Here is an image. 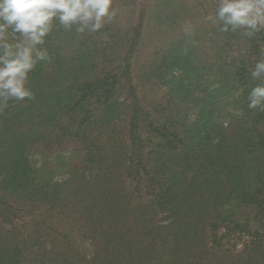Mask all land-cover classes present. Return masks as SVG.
<instances>
[{
	"label": "trees",
	"instance_id": "16d2710c",
	"mask_svg": "<svg viewBox=\"0 0 264 264\" xmlns=\"http://www.w3.org/2000/svg\"><path fill=\"white\" fill-rule=\"evenodd\" d=\"M113 7L57 22L0 112V264H264V32L217 0Z\"/></svg>",
	"mask_w": 264,
	"mask_h": 264
},
{
	"label": "clouds",
	"instance_id": "9594fccd",
	"mask_svg": "<svg viewBox=\"0 0 264 264\" xmlns=\"http://www.w3.org/2000/svg\"><path fill=\"white\" fill-rule=\"evenodd\" d=\"M114 0H0V112L9 100L33 97L27 87L29 74L39 61L49 58L38 46L58 22L65 29L97 32L117 16ZM207 20L222 25V31L242 30L252 38L264 32V0H217L215 15ZM187 31V29H185ZM264 79V60L251 72ZM248 107L264 111V84L249 94Z\"/></svg>",
	"mask_w": 264,
	"mask_h": 264
},
{
	"label": "rangeland",
	"instance_id": "374dc122",
	"mask_svg": "<svg viewBox=\"0 0 264 264\" xmlns=\"http://www.w3.org/2000/svg\"><path fill=\"white\" fill-rule=\"evenodd\" d=\"M154 1V0H153ZM154 3V2H153Z\"/></svg>",
	"mask_w": 264,
	"mask_h": 264
}]
</instances>
